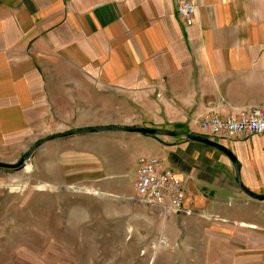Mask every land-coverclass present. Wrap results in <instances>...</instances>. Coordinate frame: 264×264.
Masks as SVG:
<instances>
[{
    "label": "rangeland",
    "instance_id": "rangeland-1",
    "mask_svg": "<svg viewBox=\"0 0 264 264\" xmlns=\"http://www.w3.org/2000/svg\"><path fill=\"white\" fill-rule=\"evenodd\" d=\"M90 33L69 26L25 40L17 33V44L0 53V162L28 157L17 168L0 167V264H264L258 203L248 212L229 201L238 220L186 216L141 202L134 184L128 196L72 184L83 170L91 177L126 171L132 142L123 131L80 130L180 128L162 121L165 94L156 84L150 93L120 90L126 79L134 89L135 76H125L133 74L136 46L103 38L93 46Z\"/></svg>",
    "mask_w": 264,
    "mask_h": 264
},
{
    "label": "crops",
    "instance_id": "crops-1",
    "mask_svg": "<svg viewBox=\"0 0 264 264\" xmlns=\"http://www.w3.org/2000/svg\"><path fill=\"white\" fill-rule=\"evenodd\" d=\"M180 1L0 0V53L8 52L17 33L21 39L43 37L58 26L90 30L88 38L93 46H100L102 38L105 43L135 45L129 64L134 71L125 76H135L134 89L128 88L126 79L120 81V90L150 93L156 84L165 94L162 121L180 126L165 130L202 134L199 121L206 113L225 116L251 105L264 107V0H193L197 5L194 24H190L193 19L185 22L179 16ZM66 13L73 14L71 22L65 21ZM82 14H86L84 19ZM225 29L231 30V36H224ZM112 131L132 136L126 159L122 160L126 171L117 174L104 169L91 177V171L83 170L72 184H82L87 191L93 188L128 196L130 184L135 191L139 157L158 156L183 180L185 206L196 213L238 220L229 201L246 206L248 212L256 203L264 208V200L242 190L236 164L220 149L182 133ZM90 132L94 131L79 133ZM221 142L236 155L242 183L264 194V135ZM133 163L135 169L129 167Z\"/></svg>",
    "mask_w": 264,
    "mask_h": 264
},
{
    "label": "built area",
    "instance_id": "built-area-1",
    "mask_svg": "<svg viewBox=\"0 0 264 264\" xmlns=\"http://www.w3.org/2000/svg\"><path fill=\"white\" fill-rule=\"evenodd\" d=\"M179 16L190 22L197 12L193 0H181L177 6ZM202 135L219 142L264 135V107L254 105L222 116L217 112L204 114L199 121ZM135 182L137 198L144 203L190 216L195 213L186 208V188L183 180L158 156H140Z\"/></svg>",
    "mask_w": 264,
    "mask_h": 264
},
{
    "label": "water",
    "instance_id": "water-1",
    "mask_svg": "<svg viewBox=\"0 0 264 264\" xmlns=\"http://www.w3.org/2000/svg\"><path fill=\"white\" fill-rule=\"evenodd\" d=\"M102 130H126V131H130V132H139V133H143V134H150V135H177L179 133L184 134L188 139H192V140H196V141H200L203 142L207 145L210 146H214L218 149H220L221 151H223L225 154L228 155V157L233 161L234 164H236V170H237V175L239 178V185L242 188L243 191H245L249 196H251L254 199L257 200H264V194H257L255 192H253L252 190H250L249 188H247L241 181L240 178V171L239 168L237 166V157L236 155L233 153V151L226 146L225 144H223L222 142H219L217 140L208 138V137H204V136H200V135H193L191 133H187V132H183V131H177V130H165V129H159V128H152V127H118V126H111V127H98V128H91V129H85V130H81L79 132H87V131H102ZM28 157H25L24 159H22L19 163L17 164H10V163H5V162H0V167H5V168H17L21 165H23V162L25 159H27Z\"/></svg>",
    "mask_w": 264,
    "mask_h": 264
},
{
    "label": "trees",
    "instance_id": "trees-1",
    "mask_svg": "<svg viewBox=\"0 0 264 264\" xmlns=\"http://www.w3.org/2000/svg\"><path fill=\"white\" fill-rule=\"evenodd\" d=\"M81 131V130H80ZM71 133H73V132H68V133H66V134H63V135H57L56 137H61V136H65V135H68V134H71ZM191 134H193V133H191ZM193 135H200V136H204V135H202V134H193ZM205 137V136H204Z\"/></svg>",
    "mask_w": 264,
    "mask_h": 264
}]
</instances>
